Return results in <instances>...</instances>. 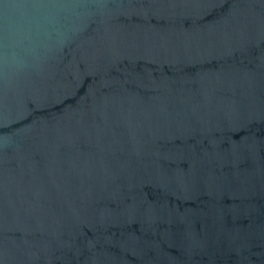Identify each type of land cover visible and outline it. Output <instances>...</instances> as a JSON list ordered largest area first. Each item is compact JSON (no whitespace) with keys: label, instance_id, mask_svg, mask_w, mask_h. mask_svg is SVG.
Segmentation results:
<instances>
[{"label":"water","instance_id":"1","mask_svg":"<svg viewBox=\"0 0 264 264\" xmlns=\"http://www.w3.org/2000/svg\"><path fill=\"white\" fill-rule=\"evenodd\" d=\"M0 264H264V0H0Z\"/></svg>","mask_w":264,"mask_h":264}]
</instances>
